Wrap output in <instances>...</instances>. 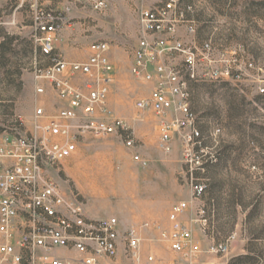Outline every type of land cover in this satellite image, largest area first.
Wrapping results in <instances>:
<instances>
[{
  "label": "rangeland",
  "instance_id": "obj_1",
  "mask_svg": "<svg viewBox=\"0 0 264 264\" xmlns=\"http://www.w3.org/2000/svg\"><path fill=\"white\" fill-rule=\"evenodd\" d=\"M148 4L144 5L150 7L154 0ZM201 4L205 23L198 24L195 35L180 27L176 36L187 45H212V62L200 56L197 80L184 76L201 134V143L188 154L182 145L183 132L172 133L170 152L162 150L161 120L137 107L154 87L131 74L141 33V6L120 20L113 17L111 9L100 15L89 5L70 16L71 23L82 14L94 20V30L86 32L87 40L110 46L114 72L109 108L131 128L135 147L129 148L118 135L105 140L85 138L76 153L51 170V176L65 190L82 196L90 216L118 219V264H135L125 242L131 227L139 234L141 257L153 255L155 264H264V95L259 93L264 87V0H209L212 7ZM81 33L80 29L67 33L72 45L63 49L61 43L57 51L62 58L80 62L76 60L85 55L87 60L89 53H83L76 40ZM37 38L26 0H0L1 134H28L37 108L53 118L63 106L48 83L43 82L44 94L36 92L35 70L48 64ZM233 56L238 58L233 68L241 74L240 79L216 81L207 75L212 68L230 64ZM163 62L183 66L178 54L163 58ZM86 79L78 75L73 82L81 86ZM173 117L169 114L167 120ZM135 155L147 165L137 162ZM193 180L208 186L199 201L191 199ZM180 201L189 203L182 221L201 246V253L194 258L173 252L162 238V231L171 228V207ZM200 208L205 211L206 227L199 222ZM229 239L228 254L208 252L211 245ZM232 245L236 248L233 253ZM241 248L246 255L232 258Z\"/></svg>",
  "mask_w": 264,
  "mask_h": 264
},
{
  "label": "built area",
  "instance_id": "obj_2",
  "mask_svg": "<svg viewBox=\"0 0 264 264\" xmlns=\"http://www.w3.org/2000/svg\"><path fill=\"white\" fill-rule=\"evenodd\" d=\"M86 1L26 0L33 14L41 56L48 61L35 70L36 92L44 94L43 82L48 83L63 106L53 118L37 108L33 130L28 134L0 133V264H118V219L90 216L82 196L65 190L51 176V170L76 153L85 138L105 140L118 135L129 148L135 147L131 128L111 114L109 108L114 72L109 44L92 43L84 62H69L57 51L65 15ZM199 4V0H159L139 12L141 33L131 74L154 87L148 98L138 101L137 107L161 120L160 146L165 152L171 151L173 132H183L182 145L187 154L201 143L184 76L197 80L200 56L211 63L212 45H187L176 37L180 27L189 34L197 33L194 16ZM110 5L111 0H91L92 9L99 14L106 13ZM237 51L241 48L234 55ZM174 54L182 57L183 66L163 62V58ZM231 61L210 69L207 75L216 81L240 79L241 74L233 68L238 58L233 56ZM78 75L87 78L81 86L73 82ZM259 93L264 95V87L259 88ZM169 114L174 116L170 121ZM134 159L147 165L139 155ZM207 189L204 182L193 180L192 201H199ZM188 209L186 201L172 205L171 228L162 231V238L173 252L194 258L201 253V246L193 241L191 228L182 221ZM204 214V209H198L199 222L206 227ZM231 239L211 245L208 252L228 254ZM125 242L127 254L135 264L156 263L153 255L141 257V240L134 227L127 230Z\"/></svg>",
  "mask_w": 264,
  "mask_h": 264
},
{
  "label": "crops",
  "instance_id": "obj_3",
  "mask_svg": "<svg viewBox=\"0 0 264 264\" xmlns=\"http://www.w3.org/2000/svg\"><path fill=\"white\" fill-rule=\"evenodd\" d=\"M152 1L151 0H111V5H110L109 10L111 9L112 15H113V17H115L116 20H120V19L124 18L125 15H127V12H129L130 10H133V8H136V7L139 8V6H141V8L149 7V6H145V5H147V3H150L148 5H151ZM158 1L159 0H154V3L156 4ZM200 2L204 3V6H208V5L210 6L209 0H200ZM155 4H153L150 7H153ZM87 5H89L90 8L92 9L91 0H87L85 3L75 6L73 8V11L70 14L65 15V21L63 22L62 29L59 32V33L62 32L64 34L62 36H61V34L58 35L59 40L57 42V49L60 48L61 43L64 44L63 49H66L69 46H71L72 44H70V42H68V40L66 38V37H68L67 33L72 32V31H77L79 29L83 33L80 34V39H76V40L80 44V48L83 49V53H84V51L88 52L90 45L94 42H97V41H93V42L89 43L90 40H87L89 37L86 36L87 31L90 32V31L94 30L93 27H95V25H96L94 23V20H89L90 18H87V16L82 14L80 16H77L78 20H76L73 23L70 22V19H71L70 16L78 10H83ZM202 7L203 6L201 4L200 8L198 9V12L194 16V18L196 19V21L198 22L199 25H202L203 23H205V20H206L204 14H203V11H202ZM210 7H212V6H210ZM59 9L62 10L63 6H59ZM92 11L95 12L93 9H92ZM213 11H214L213 12L214 15H218L221 18V16H222L221 14H219L215 10H213ZM105 14H107V12L104 14H100V15H105ZM91 17H94V16H91ZM91 37H94V35L91 34ZM66 57H67V54H66ZM84 57H85V55L81 56V58H78L76 61H80V62L83 61L84 62V61H86V59ZM235 249L236 248L232 245L231 253H233L235 251ZM243 255H246V250L241 248V249H239L238 253H236L234 255L232 254L231 257L234 258V257L243 256ZM227 263L228 262H226V264Z\"/></svg>",
  "mask_w": 264,
  "mask_h": 264
}]
</instances>
